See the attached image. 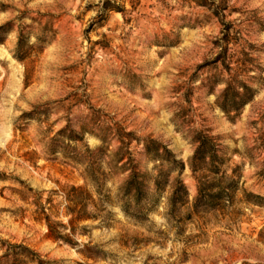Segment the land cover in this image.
I'll return each mask as SVG.
<instances>
[{"label": "rangeland", "instance_id": "374dc122", "mask_svg": "<svg viewBox=\"0 0 264 264\" xmlns=\"http://www.w3.org/2000/svg\"><path fill=\"white\" fill-rule=\"evenodd\" d=\"M224 64L254 95L234 121ZM198 132L218 172L190 169ZM150 140L186 168L151 160ZM133 171L146 197L128 214ZM201 182L226 194L196 207ZM73 187L95 217L70 225ZM9 244L22 264H264V0H0V264H17Z\"/></svg>", "mask_w": 264, "mask_h": 264}, {"label": "trees", "instance_id": "16d2710c", "mask_svg": "<svg viewBox=\"0 0 264 264\" xmlns=\"http://www.w3.org/2000/svg\"><path fill=\"white\" fill-rule=\"evenodd\" d=\"M226 52L227 51L224 50L221 53V57L226 55ZM224 69L229 73L230 76L226 80H221L222 83L225 84V88L222 90L221 94L216 97V104L228 119L234 121L235 117L240 114L242 108L253 100L254 95L251 94L250 88L244 82H240L236 75L231 74L232 68L229 65L224 64ZM193 142L197 143L198 146L195 150L194 155L189 161V167L192 172L197 173L198 171H201L203 164L206 163L207 160L211 165V170H213L214 172H218L220 167L216 166V164L220 163L222 159L217 154V146L214 143V138L208 136L203 132H198L197 135L193 138ZM145 149L146 152L150 154L151 160L153 161L164 160L171 163L175 162L178 165L179 172H182L186 168V163L177 160H171V158L174 156L171 150H169L165 146L160 145L154 140L148 141V143L145 145ZM161 149H164V151L161 152ZM202 178H204V175H201L199 177V181ZM166 183V175L163 171H160L155 179L156 188H158L160 191H163ZM146 187L145 174L133 171L129 175L128 179L125 181L122 187L123 199L125 200L123 208L125 209L126 213L130 214L129 209H131V202H134L136 205H140L141 201L146 197ZM215 187H218L219 190L215 191ZM197 191L198 193L195 197L194 205L196 207L201 203L212 205L220 201L223 195L226 194V190L224 187L220 185L215 186L213 182H211L210 184H206L205 182L199 183ZM85 194V190H83L82 188L73 187L65 196L67 201L66 214L70 216V225H74L83 220L95 217L92 214H88L87 212L89 203L94 204V200H92L90 197L87 198ZM187 195V188L182 182H179L174 193L168 199V203L172 208L176 209L177 205L183 206L187 203ZM137 213L140 214L141 212ZM45 215L49 236L55 241L62 240L64 242H69L68 238L57 230L56 226L58 224L52 223V221L50 220V216L47 214ZM61 225L62 227L66 228L65 224ZM17 249L29 251V249L25 246L9 244V249L4 253L3 257H15V262H17V264L24 263L25 260L20 258L23 253L17 252ZM39 264H43V262L40 261Z\"/></svg>", "mask_w": 264, "mask_h": 264}]
</instances>
